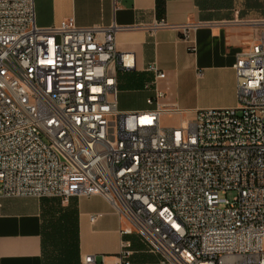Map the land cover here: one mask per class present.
Segmentation results:
<instances>
[{"label": "built area", "instance_id": "1", "mask_svg": "<svg viewBox=\"0 0 264 264\" xmlns=\"http://www.w3.org/2000/svg\"><path fill=\"white\" fill-rule=\"evenodd\" d=\"M35 17L34 0H0V197L101 195L121 235L162 264H264V36L237 54V106L165 127L183 111L163 102L156 62L151 107L117 108V73L134 59L116 49V25ZM174 27L187 37L196 26ZM132 244L122 238L119 264Z\"/></svg>", "mask_w": 264, "mask_h": 264}, {"label": "crops", "instance_id": "2", "mask_svg": "<svg viewBox=\"0 0 264 264\" xmlns=\"http://www.w3.org/2000/svg\"><path fill=\"white\" fill-rule=\"evenodd\" d=\"M35 23L56 25L73 18L79 26L116 25V49L134 68L117 73L119 111L145 110L152 91L146 71L156 62L166 73L158 87L163 102L191 115L199 109L238 104L234 65L243 47L264 36V0H34ZM165 19L169 25L149 28ZM196 27L185 37L176 27ZM165 125V127H176ZM96 216L92 221L91 217ZM124 222L101 195L58 198L0 197V264H119L122 238L132 240L130 264H162L135 235L122 236Z\"/></svg>", "mask_w": 264, "mask_h": 264}, {"label": "rangeland", "instance_id": "3", "mask_svg": "<svg viewBox=\"0 0 264 264\" xmlns=\"http://www.w3.org/2000/svg\"><path fill=\"white\" fill-rule=\"evenodd\" d=\"M191 117H192V114L191 115L184 114V116L163 118L162 126L178 124V122H180L182 120L190 119ZM42 198H54V197H42ZM262 247L264 249V240H263V243H262Z\"/></svg>", "mask_w": 264, "mask_h": 264}]
</instances>
